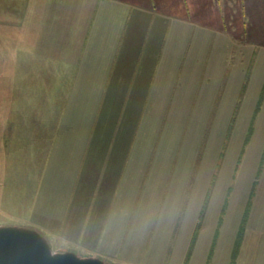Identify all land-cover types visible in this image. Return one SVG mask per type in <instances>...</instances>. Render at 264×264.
Returning <instances> with one entry per match:
<instances>
[{
    "label": "rangeland",
    "instance_id": "1",
    "mask_svg": "<svg viewBox=\"0 0 264 264\" xmlns=\"http://www.w3.org/2000/svg\"><path fill=\"white\" fill-rule=\"evenodd\" d=\"M13 1L0 231L64 264H264V59L160 43L136 73L107 4L93 24L81 1L30 0L23 18Z\"/></svg>",
    "mask_w": 264,
    "mask_h": 264
},
{
    "label": "crops",
    "instance_id": "2",
    "mask_svg": "<svg viewBox=\"0 0 264 264\" xmlns=\"http://www.w3.org/2000/svg\"><path fill=\"white\" fill-rule=\"evenodd\" d=\"M29 1L14 0L13 16L23 18L33 5ZM77 1H81L88 17L92 14L93 24L99 22L100 12L106 4L114 22L117 18L124 19L123 37L119 44L126 62L129 58L135 59L136 68L144 63L145 58H149V54L142 57L143 49H154L160 43H168V49L180 48L184 44L189 57L198 62L197 57L204 54V59L210 60L209 51L224 49L230 44L238 52L234 53L237 60H242L244 52L259 65L260 60L264 59V0ZM45 2L46 12L49 13L48 4L52 0Z\"/></svg>",
    "mask_w": 264,
    "mask_h": 264
},
{
    "label": "water",
    "instance_id": "3",
    "mask_svg": "<svg viewBox=\"0 0 264 264\" xmlns=\"http://www.w3.org/2000/svg\"><path fill=\"white\" fill-rule=\"evenodd\" d=\"M72 264H81L70 260ZM0 264H64L50 257L32 240L0 231Z\"/></svg>",
    "mask_w": 264,
    "mask_h": 264
}]
</instances>
